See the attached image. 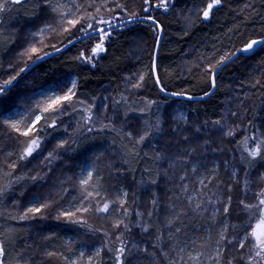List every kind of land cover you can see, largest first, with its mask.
Wrapping results in <instances>:
<instances>
[{"label":"trees","instance_id":"trees-1","mask_svg":"<svg viewBox=\"0 0 264 264\" xmlns=\"http://www.w3.org/2000/svg\"><path fill=\"white\" fill-rule=\"evenodd\" d=\"M39 2L42 4L43 0H39ZM90 2L91 0H77V3L81 5L78 15H84L88 12L95 14V7H87ZM95 2L99 4L101 0H95ZM120 2L125 3V0H120ZM150 2L154 4L158 0H150ZM210 2L211 0H174V6H170L167 13L160 9L151 13L157 17L163 30L155 64L157 76L161 84L166 86V90L185 92L191 95L208 91L211 87L210 80L207 84L205 83L207 77L203 71V68L208 63L214 64L221 55L240 48L252 38H262L264 36V0H221V3L210 11L209 19L204 20L202 12ZM193 3H195L197 11L195 9L192 12L189 10L192 8ZM125 6L129 14L133 11L143 14V0H126ZM109 7L115 6L109 4ZM48 11L46 8L38 7L34 0H29V2H22L20 5L10 7L8 12L0 15V33H4V36L3 34L0 35V44L3 45L0 47V61L3 62L5 69L3 73H0V84L10 76L16 75L29 59L28 55H25L28 58L26 60L24 56L22 58L17 56L19 52L24 50V47H31V44L24 42L27 33L37 32L46 23L52 26V31L46 32L48 36L44 33L43 44L36 43L35 45L42 52L52 50V46L59 47L71 38V34L64 31V28L69 27L67 20H65L63 25H58L56 14L52 13L54 16H51L50 11ZM101 13L105 19L108 18L109 13L106 10L102 9ZM112 15H115V13H112ZM35 18H39V21L35 20ZM75 18V16H72V19ZM67 19H70V17ZM31 21L35 23L32 24ZM40 21L43 23H40ZM78 29L79 25L73 28L72 32L78 35ZM20 32H22L21 35ZM158 34L159 31L157 29L154 32L151 27L142 25H130L124 30H116L112 33V38L105 43L106 52L101 54L97 61L93 62L95 67L91 64L82 65L75 57L79 56L80 52L85 49L86 54L90 53V49L97 41L76 43L74 46L68 47L60 55L53 56L45 63L34 67L20 81V88H23L25 84L37 86L42 82H51L57 77L70 75L78 78V99L85 104L91 105L93 98H96L95 102L98 101L102 104L105 98H107V101H112V98L116 100L117 97L119 99L125 97L126 99L120 103L118 109L112 107L114 101L109 103L110 109H114L112 111L119 110L125 114L130 109H133L131 102L127 100V94H132V91H134L136 92L134 95L140 97L143 101H158L159 106H165L163 114L170 115L174 106L183 108L185 112L182 114L187 123L191 122L193 112L198 113L201 117L200 120L207 122L208 120L209 122L221 121V118L223 120L226 118L227 120V117L231 118L232 116L233 124L228 119L229 123L223 128V131L217 130L218 133L211 140L214 144L211 158L218 164V175H215L211 180L214 185L213 189L211 188L213 191L206 189L204 194L208 195H201L200 193L203 190L200 191L195 182L197 180L200 182L201 179H204L205 183H208L206 177L210 175L206 174L207 160L198 155L201 141H206L208 138L206 136L192 138V130L189 127L184 130L178 129L173 125V128L167 126L168 122L163 120L166 118L162 115V112L157 115L159 120H163V124L160 126L161 129L157 133L159 137L163 136L161 140L172 139L176 147L170 154L175 156V160L166 153L167 151L159 148L161 140L157 143L152 141H149V143L143 142L134 148L133 145H136L138 140L133 135L129 138L125 126L119 121L117 126L112 125V127L121 132L122 139L115 132L108 130L102 133L93 132L83 135L79 139L76 152L70 151V154L62 155L48 169L50 171L48 177L46 176L47 180L44 178L36 182H33L31 178L33 175L44 176L41 172L38 174L37 172L42 167L41 161L46 154L47 148L45 147V154L43 153L42 156L30 158L31 162H20L18 161V154L21 151V141L27 138L7 126L0 127V165H3L0 168V176L11 171L8 165L16 162L17 168L11 179L21 176L26 177L19 183L13 184L12 188L3 194V201L0 202V212L8 214L4 219H0V224H8L17 230L13 241L8 245L6 264H61L57 256H48L47 253L66 251L64 241L70 238L76 242L73 244L74 249L78 243H98L103 248L107 240L109 241L108 245L119 247L120 241L116 237L122 233L123 239L130 241V243L133 242V238H137L139 235L140 237L147 235L153 240H157L159 236L169 241L168 232L165 230L166 221L172 219L176 213L184 212L189 208L186 200L175 198L185 184H188L189 194L193 195L197 202L201 200L202 196L210 197L213 193L217 194L216 192L221 195L219 200L224 203L229 196H231L235 204L241 200L239 196L240 188L239 195L234 194L235 185L239 186L242 181L238 180L235 183L232 177V172L234 171L232 163L235 155L232 159L231 152L234 147L243 146L239 140L243 136L241 135L242 133L240 134L231 128L235 127L237 123H248L254 118H256L257 123H263L262 125H264V61L261 60V57L264 56V50L256 56H251L247 59L241 56L234 63L228 64L216 77V91L208 98L197 102L178 98L168 99L159 92L158 87L154 84L155 78L151 73ZM8 41H14V43L9 44ZM19 47L21 48L20 51ZM15 48L18 49L16 50ZM213 53H215L214 58H212ZM16 62L17 65L15 66L18 69L15 68V71H8L9 64H16ZM19 65L20 68L17 67ZM141 76L144 77L143 81L140 80ZM137 83L141 86L133 88V85ZM127 86L130 89H126ZM30 90L28 89L27 91ZM81 93L83 95H80ZM174 100L176 101L175 103L173 102ZM228 101V109L226 110L224 106ZM140 104H142L141 108L145 109L146 105ZM157 116H153L150 121L147 119L141 121L142 123L138 127L141 134L144 135L148 131V125L155 123ZM76 117L80 119V116L77 115ZM97 118H99L98 114ZM236 119H240V121L237 122ZM241 120L245 121L242 122ZM182 121L185 123L183 119ZM98 124L96 128L99 129L102 124ZM163 129L165 130L164 133H162ZM229 131L233 133L232 136L225 135ZM57 134L54 133L51 138L52 149L59 143V138H56ZM68 135L66 134V137ZM114 139L115 144H113ZM103 141L109 142L117 155L116 157L113 154L112 157L105 156V164H98L99 168H101V182L109 193L115 192L118 188H122L127 193L129 191L134 192L137 188V183L146 185L143 199L147 206L140 209L139 212L143 215L144 212L147 215H149V212H153L151 218L147 217L146 225H153L148 232L143 231V224L136 229V234L131 236L132 227L129 228L128 232L124 233L123 227L119 230L112 228L113 217H108L105 220L92 215L88 217V224L93 228L100 229L101 233L107 231L109 234L107 240H105L103 235H99L93 240L89 235L78 234L75 230V225L67 224L63 219H57L60 212L59 204L63 203L62 200L57 204L45 199L50 192L53 194L60 192L62 194L63 189L57 187L58 182L72 175L73 171H77L76 167H74L75 159L70 157L81 158V155L89 149L97 150ZM52 149L50 148L51 151ZM185 151L188 152V156L183 155ZM9 152L15 154L9 157ZM135 152H139L138 157L134 156ZM161 153L162 160L159 162L156 157ZM183 160L195 164L198 171L193 172L189 167L185 168V172H182V168L184 169L185 167V164L181 163ZM112 162L113 170L110 171L109 165ZM201 165L205 167H201ZM212 167L215 166L212 165ZM106 169L108 171H104ZM124 169L129 171V175L123 173ZM30 170L31 172H29ZM246 170L249 172L250 169L247 168ZM174 172L177 175L173 177ZM32 173L33 175H31ZM182 176L185 177L183 183L180 181ZM7 183L8 179H0V188H3ZM212 183L209 185H212ZM220 185L222 187H218ZM229 186H231V191H229ZM65 187H69V185L66 183ZM254 187L256 188L254 193L259 192L261 188H264V181ZM209 190H211L210 193ZM22 193L23 195H21ZM155 195H157L156 198ZM33 196H40V202L50 204L51 207L35 217L23 221L19 220L18 217L23 215L27 209L26 202H29ZM111 198L115 199V196H110ZM153 200L158 201V206L155 210L153 205L150 207L148 203ZM17 204L20 206L16 207ZM170 205L175 207L176 212L171 211ZM31 206L39 207V204ZM117 207L119 206L117 205ZM130 211L131 213L133 212L132 215L135 218V210L132 209ZM12 216L17 217V219H11ZM29 216L31 217V214ZM224 218L225 216L220 209L217 221H223ZM55 219L57 220L55 221ZM130 219L128 218L125 223L130 224ZM204 223L205 221L202 217L189 215L182 217L177 226L184 228V234L191 235L194 232V228ZM223 227V223H220L218 227L213 228V236L208 239L210 240L209 251L214 248L215 241L219 239L220 230ZM53 235V239H47V237H52ZM171 246H173L172 241ZM224 246L227 249L225 251L226 254L221 257V262L224 259L231 258L230 249H233L227 243ZM170 249L169 245L166 248L164 244L153 245L151 248L149 244L147 251L151 257L144 258L143 256L134 255L130 258L129 264L133 263L132 261H134L135 257L140 261L144 259L147 264H169V260L164 257L163 253L169 252ZM18 254L20 255L18 256ZM21 256L22 258H20ZM236 264H245V261Z\"/></svg>","mask_w":264,"mask_h":264},{"label":"snow or ice","instance_id":"snow-or-ice-1","mask_svg":"<svg viewBox=\"0 0 264 264\" xmlns=\"http://www.w3.org/2000/svg\"><path fill=\"white\" fill-rule=\"evenodd\" d=\"M22 2H29V0H0V15L8 12L10 7L20 5ZM38 7L46 8L57 16V24L63 25L65 20L69 27L64 28L65 32L71 34V38L67 43H62L60 47L52 46L51 51H41L36 47V43L43 44L45 39L44 33L52 31L51 26L45 25L37 32L27 33L25 43L31 44L30 48H25L23 51L17 54L18 58L28 55L29 59L25 62L24 67L20 68L19 72L14 76H10L8 79L3 80L0 84V127H9L13 131L26 137L27 139L21 141V151L18 154V161L31 162L30 158L42 156L47 143L52 138L54 133L67 132V129L71 127V120L74 116H80L77 121V129L74 133L69 134L67 137H61L59 143L55 145L52 151H49L41 161L42 167L51 168L53 162L58 160L62 155L71 152H76L79 139L83 135L91 134L93 132H103L108 130L115 132L118 137L123 138L121 132L112 127V123L102 124L99 129L95 127L97 116L95 115L94 105L96 98H93L91 105L85 104L78 99L79 80L72 76L57 77L51 82H42L40 85L33 86L31 84H25L23 88H20V81L32 71L34 67L45 63L53 56L60 55L68 47L74 46L79 42L97 41L91 48V52L86 54V49L80 52V55L75 59L82 65L91 64L95 67L94 61H97L101 54L106 52L105 43L112 38V33L116 30H124L130 25H142L149 26L155 32L156 29H160L161 25L154 13L159 9H164L165 13L169 10L170 6H174V0H158L156 4H152L150 0H143L144 8L143 14L138 12L128 13L125 3H121L120 0H101V3L96 4L95 0L87 5V7H95V14L88 12L84 15H78L81 10V5L77 3V0H43L41 4L39 0H34ZM221 3V0H211L207 4L206 8L202 12V18L204 20L209 19L210 11ZM109 4L115 7H109ZM75 9V11H74ZM106 10L109 15L105 19L101 10ZM195 10V3H193L192 9ZM35 11V10H34ZM115 13V15H112ZM75 16V19H67L68 17ZM79 25L77 35L72 32L73 28ZM86 25V27H85ZM162 31V29H161ZM2 35V33H0ZM161 37L157 36V42ZM9 44L14 41H8ZM3 45L0 44V47ZM264 50V37L260 39H253L250 42L244 44L242 48L229 51L224 55H221L216 62L208 63L203 71L207 77L205 83L210 80L211 87L209 91L203 93L199 99H203L213 95L216 91V77L219 73L228 66L230 63H234L241 56L247 59L251 56H256ZM215 53L212 54L214 58ZM264 61V56L261 57ZM5 71L3 62L0 61V73ZM8 71H15V64H9ZM151 73H156V65L153 64ZM144 77L141 76L140 80L143 81ZM154 84L159 86V91L171 95L173 97H179L181 99H188L192 101L197 99L195 96L187 95L185 92H173L167 93L166 86L161 84L158 76L154 80ZM141 85L139 83L134 84L133 88H138ZM31 89L30 91H27ZM15 90V91H14ZM80 95H83L82 93ZM125 97H121L120 100L113 102L112 107L118 109L120 103L125 100ZM107 98H105V101ZM176 102L175 100L173 101ZM146 105L147 109H152L155 105L159 107L158 101H141ZM98 107V106H97ZM109 105L105 102L104 108L107 110ZM71 110V111H69ZM145 111L141 108V113ZM128 113H125L127 115ZM152 116H157L156 111L151 112ZM235 115V113H233ZM68 117V122H64V117ZM177 119H183L185 123L187 120L183 114L177 117ZM111 121V118H109ZM147 123V122H146ZM205 121V126L207 125ZM213 126L219 131H223L226 126L220 120L212 122ZM23 129V131H22ZM160 131V120L157 116L155 123L148 125V131L136 141L137 147L143 143L150 133ZM199 132V129H197ZM131 138L132 134H127ZM227 136H232L231 131L225 133ZM259 132L254 133L252 136H246L241 142L242 148V160L248 162L249 166L255 164L256 160L264 161V138H260ZM115 144V139L113 140ZM254 145V146H253ZM240 145H238V148ZM246 153V155H245ZM15 153L9 152L8 156L11 157ZM184 156H188V152L183 153ZM134 156H139V152H135ZM76 159L75 156L70 157ZM158 160L161 158L159 155L156 157ZM185 164L186 168H191L193 172H197L198 168L190 161H181ZM3 165H0L2 168ZM8 167L11 171L3 173L0 179H8V183L0 188V202L3 201V194L8 192L13 184L19 183L26 177H16L11 179L17 168V163L13 162ZM74 167L79 168V171H73V174L68 176L65 180H60L57 187L63 189V193L57 192L55 194L48 193L45 199L51 200L54 203L59 204V201H63L59 204L60 212L57 219H63L67 224L75 225V230L78 234L89 235L95 240L99 235H103L105 240L108 239V232L101 233L100 229L93 228L88 224V217L95 215L98 218L107 220L108 217L114 218L112 224L113 229L119 230L123 227L124 233L128 232L131 225L125 223V221L132 215L128 208L125 207L127 202V192L122 188L116 189L115 192L109 193L105 185L101 182L102 177L100 175V168L98 161H90L86 164L77 163ZM201 167H205L201 165ZM213 175L206 177L208 182L218 175L215 169L212 170ZM238 175L236 171L232 172V177ZM246 179L244 181V193L245 199L240 201L241 215H246L247 219L240 224L231 225V239H228L229 224L227 220L217 221V216L220 214L221 207L223 208V215L227 217L230 214L231 196H229L228 202L224 203L219 201L218 197L210 196L206 200L196 201V198L189 194V186L185 184L175 198L184 199L188 202L189 208L176 215L172 219H168L165 224V230L168 232V239L173 242L172 248L169 252H164L163 255L169 260V264H206L210 261L211 264H220L221 257L225 251V242L231 248H237L238 250H245L247 246V259L245 264H264V188H261L259 192L253 193L254 203H246L247 195L250 191L249 180L245 173ZM33 182L43 180V176H33ZM264 179V175H262ZM185 177H180V181L183 183ZM69 187H65V184ZM202 187H207L204 179L200 180ZM222 187V185L218 186ZM231 191V186H229ZM23 195V193L21 194ZM115 196V199H110V196ZM123 197V198H121ZM40 196H33L29 201L30 205L39 204V207L29 206L23 215L18 217L19 220H27L40 214L45 209L51 207L50 204L41 203ZM153 209L158 206V201L153 200ZM117 204L119 207H117ZM20 205L17 204L16 207ZM171 211L176 212L174 206H171ZM31 214V217L29 216ZM8 214L0 212V219H4ZM138 217H142V213L137 212ZM189 215H198L205 221L203 225L197 226V231L210 230L223 223L224 227L220 230L219 239L215 241L216 247L214 250L209 251L210 240H205L204 237H197L195 235L184 234V228L178 227L177 223L182 217ZM153 216V212H149V217ZM11 219H17L12 216ZM142 221H138L141 223ZM153 225L149 224L143 228L144 232H148ZM17 230L12 228L8 224H0V264H6L8 256V245L14 239ZM54 238L47 237L51 240ZM120 241V246H109L105 243L102 247H94V251L86 252L83 247L78 250L73 248V244L76 242L73 239L64 241L66 245V251L62 252H48V256H57L61 264H102L101 252L107 250L109 259L107 264H129V260L132 254L140 255L147 254V249H140L136 244H130V241L123 239V233L116 237ZM161 237H157V245H159ZM198 241H200L198 243ZM171 253V255H170ZM20 254H18L19 256ZM22 258V256L20 257ZM243 259V257H242ZM228 264H232L230 260Z\"/></svg>","mask_w":264,"mask_h":264},{"label":"rangeland","instance_id":"rangeland-1","mask_svg":"<svg viewBox=\"0 0 264 264\" xmlns=\"http://www.w3.org/2000/svg\"><path fill=\"white\" fill-rule=\"evenodd\" d=\"M154 4H156V3H154ZM160 10L165 11L164 9H160ZM49 13H50L51 16H54L51 11ZM70 19H72V16L70 17ZM2 34L4 36V33H2ZM21 34H22V32H20V35ZM9 63H11V62H9ZM126 89H130V87L127 86ZM135 93L136 92H134V91H132V94L131 93L130 94L126 93L127 94V100H129V102H131V104L133 106V109H132L133 112H129L128 113L129 116H131V115H133V116H131L129 118H128V115H126V118H123L124 116L121 117V115L124 114V113H122V111H119V110L112 111L114 109H112V108L110 109V107H108L107 110H105L104 103L106 102L109 105L110 102H113V101H116V100H120L118 97H117L116 100L114 98L111 99L112 101H107L106 100L102 104L100 102H98V101L95 102V104L98 106V107L96 105L93 106L94 107V111H95V115L96 116H97V114L99 115V118H97L95 127L97 126L98 123H99L98 125H100V124H105V123L107 124L109 122H111L113 126H117V123L119 121H121V123L125 126L126 132L127 133H131L133 135V137L136 138V140H139V138L143 135L138 130V127L142 123L141 121H143V119H147V118H148L147 120H149V121L152 120L153 116H150L151 115L150 112H152V111H156L157 115H158V113L162 112V115L167 119V120L163 119L164 121L168 122L167 126L172 127V125H173V126H176V128H178V129H184L185 126H187V127L191 128L192 132L194 133V134L193 133L191 134L192 138H195V137H198V136L200 138H202L204 136H206L208 138L206 141H203V142L201 141V144L199 145L198 155L202 156L205 160H207V171H208V172L206 171L207 175H210V176L213 175V172H212L213 169H215V172L218 173L217 172V170H218V166L217 165L218 164H217V162L213 161L212 158H211V156L213 155L212 154L213 150H214V148H213L214 144L212 143L211 140L218 133L217 128H215L213 126L212 122L207 123V125L205 126V121L197 119L196 117L199 116L198 113L196 114L195 112H193V115L191 116V119H193V120H190L192 122L191 123L188 122V123H186L188 125H186L185 123H183L182 119H177V117L180 116V112H181V114L183 112H185L184 109L179 107V106H174V108L172 109L173 111H172V113L170 115L163 114V108L165 107L163 105L159 106L158 108H156V106L154 105L152 109H147L146 106H145V111H144V113L142 115V113H141L142 104H140V102L143 101V100L140 97H137L136 95H134ZM108 95L111 96L110 93H108ZM228 103H229V101L226 102V104L224 106L226 108V110L228 109L227 108L228 107ZM136 108H138V109H136ZM69 111H71V110H69ZM146 112H148L149 114L147 115ZM131 113H133V114H131ZM134 113H136V114H134ZM137 114H138V116H137ZM134 115H136V116L134 117ZM119 116H120V119H119ZM141 116H142V118H141ZM109 118H111V121L109 120ZM160 118H161V115H160ZM194 118H195V120H194ZM78 120H79L78 117H76V116L72 117L71 127H69L67 129V132L58 133L56 135V138L60 139L61 137H66V134L74 133L76 131V129H77V121ZM163 120H160L161 121L160 122V126H162V124H163L162 121ZM225 121L226 120H223L221 118V122L223 124L227 125L228 122H225ZM239 121H240V119H238L237 122H239ZM241 121L244 122L245 120L244 121L241 120ZM64 122L65 123L68 122V117L67 116L64 117ZM248 124H249V126H248ZM258 124H259V126H258ZM73 129H74V131H73ZM197 129H199V132H197ZM231 129L232 130L234 129V131L239 132L240 134L242 133L241 135L243 137L241 136L242 138L239 139L240 142H242L246 136H252L256 132H259L261 134L260 138H264V125H261L260 123H257L256 118H254L251 121H248V123H244V124L237 123V125H235V127L233 126ZM22 131H23V129H22ZM70 131H72V132H70ZM164 131L165 130L163 129L162 133H164ZM148 137L144 141L145 143H149V141L150 142L152 141L153 143H157L158 141L161 140V138L163 136L159 137V134L157 132H154V133H150ZM135 138H133V139H135ZM182 138L184 139V137H182ZM50 140L51 141H49L47 143V146H46L47 151H46V154L44 153L45 154L44 156H46L48 154V152L51 151L50 148L52 149V139H50ZM175 143H176V141H175ZM175 147H176V145L173 144L172 139H170V138L161 140V142L159 143V148L164 149L165 151H167L166 153H168L169 155L172 154V152L174 151ZM242 148H243V146H241L239 148L238 147H234V149L231 152V157L233 156L232 159L234 158V155H235V158H234L233 163H232V165H233L232 168H233L234 171H236L238 173V175L235 177L234 181H235V183L238 180H240V179L242 181V183L239 186L235 185L234 194L235 195L236 194L239 195L238 192H239V188H240L241 189V192H240V195H239L240 199L241 200L245 199L244 182L243 181H245V179H246L245 173L248 172L246 170L248 168L250 170L248 172L249 175L247 176V179L249 180L250 191H249V193L247 195V199L245 200V202L246 203H254L255 202L254 201V196L252 195L254 193L255 189H256L254 186H257L258 183H262L264 181L262 179V175H264V161H262V160L260 161L258 159V160H256L255 164L250 167L249 164H246L248 162L245 161V160H242V158H241V156H242ZM164 150H163V152H164ZM170 152H171V154H170ZM69 154H70V152H69ZM112 154H113L114 157H116V155H117L113 151L110 143L103 141L101 143V145H99V148L97 150L96 149H89L87 152H85V153H83L81 155L82 156L81 158L75 159L74 160V166L77 165V163L86 164V163H88L90 161H98V164H105V162H106L105 160L106 159L104 157L105 156H109V157L111 156L112 157ZM159 156L161 157L159 159V162H161L162 153ZM171 156L173 157V159L175 158L174 155H171ZM237 158H238V160H237ZM183 161H185V160H183ZM212 165L215 166V167H212ZM112 168H113V162H112V164L109 165L110 171L113 170ZM185 168L186 167H184V169L182 168V172H185ZM48 169H49L48 167H41L39 169V172H37V174L41 172L42 175H44L43 177L45 178V180H47V177H48V174H49V171H50ZM76 169H77V171H79V168H76ZM227 169H228V167H227ZM104 171H108V169H106ZM160 172H162V171L160 170ZM123 173H126L127 175H129V171H127L126 169L123 170ZM169 174H171V173L169 172ZM174 175L176 176L177 173L174 172L173 173V177H174ZM243 177H245V178L243 179ZM195 182H196V186H198V189L200 191L203 190L200 193L201 195L204 194V191L206 189H211V188L213 189V186H214L212 182H210V183L208 182L207 183V187L205 188V187H202L200 185V182L198 180L195 181ZM211 183H212V185H209ZM145 189H146V185L141 184V183H137V188L134 190V192L133 191H129L127 193L128 195H127V198H126L127 202L125 204V207L128 208L129 211L134 209L135 210L134 211V215L136 216L135 218H134L133 215H131L129 217V219L131 218L130 219L131 220L130 225L132 227L131 236L136 234V229L138 227L142 226L143 224H144V226H147L146 225V221H147V219H148L147 217H149V215H147V213L144 212V215H145V219L144 220H143V218H144L143 214H142V217H138L136 215V213L139 212L140 209H142L143 207L147 206V204L144 203V199H143V196L145 194L144 191H146ZM211 190H209V193L211 192ZM216 193L218 195L213 193L212 196H214V195L216 197L219 196L218 197V199H219L221 195L218 192H216ZM204 195H208V194H204ZM156 196L157 195H155V198H156ZM207 198H208L207 196H202L201 200H206ZM228 199H229V197L226 199L225 203L228 202ZM241 200H239L235 204L234 201L231 199L230 214L228 215V218H230V219H228L227 217H225L223 219V220H225V219L227 220V222L229 224V228H231L230 227L231 225L240 224L244 220L247 219L246 215H241V210H240V207H239ZM152 202L153 201H149L148 202L150 204V207L153 205ZM29 206H31L29 204V202H26V207L28 208ZM221 210H222V213H223V208H221ZM231 215H232V217H231ZM138 221H142V222L138 223ZM144 226L142 227V229L144 228ZM196 229H197V227L194 228V232L191 233V235H195L197 237H201L202 236V237H204L205 240H208L209 238H211L213 236V229H211L210 232L207 229H205L204 231H197ZM231 230L232 229H229V233L230 234L228 235V239H231ZM198 233H199V235H197ZM150 235H151V233H150ZM108 242L109 241L107 240L105 243H108ZM130 244H136L140 249H145L146 248L148 250L149 244H150L151 248H152L153 245L157 246V240H153V239L149 238V236H147V235H145V236L143 235L142 237H140V235H139V237L133 238V242L130 243ZM161 244H164L165 248L168 247V245H169L170 248H172L171 241L170 240L167 241L165 238L164 239L161 238V240L159 242V245H161ZM93 246L100 247V244H98V243L97 244L96 243H90V244H88V243L87 244L86 243H78L76 245L75 249L78 250L80 247H83L86 252H89V254H91V251H94V247ZM109 246H111V245H109ZM215 247H216V244L214 245V248L212 250H214ZM224 248H225V246H224ZM226 249L227 248H225V251H226ZM225 251H224L223 255L226 254ZM134 255H136V254H132V256H134ZM136 256H143L144 258H150L151 257L148 251H147V254H143L142 253V254L136 255ZM230 256H231L232 259L231 258H227V259H224L223 262H221V260H220V264H228V262L230 260L232 261V264H236L238 262L246 261V259H247V246H246L245 250H238V246H237V248L230 249ZM101 257H102V264H107V261L109 259V255L107 253V250L101 252ZM242 257H243V259H242ZM132 262H133L132 264H147V261L145 262L144 259H143V261H140V260L136 259V257H135L134 261H132ZM206 264H211V262L208 261V262H206Z\"/></svg>","mask_w":264,"mask_h":264},{"label":"bare ground","instance_id":"bare-ground-1","mask_svg":"<svg viewBox=\"0 0 264 264\" xmlns=\"http://www.w3.org/2000/svg\"><path fill=\"white\" fill-rule=\"evenodd\" d=\"M192 7H193V6H192ZM195 7H196V6H195ZM191 9H192V8H191ZM195 9H196V11H197V8H195ZM192 12H193V11H192ZM36 19H37V18H35V20H36ZM38 19H39V18H38ZM38 19H37V20H38ZM35 20H34V21H35ZM38 21H39V20H38ZM38 21H36V22L38 23ZM56 21H57V20H56ZM28 22H29V21H28ZM41 22H42V21H40V23H41ZM43 22H44V20H43ZM43 22H42V23H43ZM31 23H32V21H31ZM33 23H35V22H33ZM33 23H32V24H33ZM39 25H41V24H39ZM46 25H47V23H46ZM53 25H54V24H53ZM43 26H44V25H43ZM49 26H50V25H49ZM51 27H52V26H51ZM45 34H46V33H45ZM46 35L48 36V33H47ZM66 36H67V35H66ZM46 38H47V37H46ZM63 38H64V37H63ZM46 41H47V40H46ZM50 45H51V44H50ZM50 45H49V46H50ZM31 46H32V45H31ZM47 46H48V45H47ZM85 46H86V44H85ZM85 46H84V47H85ZM91 46H92V45H91ZM91 46H89V47L91 48ZM28 47H29V46H28ZM29 48H30V47H29ZM85 48H86V47H85ZM15 49H16V48H15ZM17 49H18V48H17ZM17 49H16V50H17ZM20 49H21V48L19 47V51H20ZM24 49H25V47H24ZM47 49H48V48H47ZM22 50H23V49H22ZM90 50H91V49H90ZM47 51H48V50H47ZM88 52H89V50H88ZM19 53H20V52H19ZM26 56H27V55H26ZM24 57H25V56H24ZM24 57H23V58H24ZM21 58H22V57H21ZM26 59H28V58L25 57V60H26ZM25 60H24V61H25ZM24 61H23V62H24ZM14 64H15V63H14ZM15 65H17V62H16ZM17 67L20 68V65L17 66ZM15 68H16V66H15ZM16 69H18V68H16ZM6 70H7V68H6ZM159 92H160V91H159ZM168 99H169V98H168ZM129 112H133V110L130 109V111H128V113H129ZM224 112H225V111H224ZM229 112H230V111H229ZM229 112H228V113H229ZM263 112H264V110H263ZM146 113H147V115L149 114L148 112H146ZM150 113H151V112H150ZM258 113H259V112H258ZM131 114H133V113H131ZM134 114H136V113H134ZM140 115H141V114H140ZM142 115H143V114H142ZM222 115H223V113H222ZM227 115H228V114H227ZM259 115H260V114H259ZM122 116H124L123 118H126V115L123 114V115H121V117H122ZM131 116H133V115H131ZM131 116L128 115V118L131 117ZM135 116H136V115H134V117H135ZM137 116H138V114H137ZM144 116H145V115H144ZM150 116H152V115H150ZM224 116H225V114H224ZM228 116H229V115H228ZM139 117H140V116H139ZM199 117H200V116H199ZM123 118H122V119H123ZM141 118H142V116H141ZM196 118H197V119H201V117H200V118L196 117ZM231 118H232V116H231ZM231 118L227 117V120L230 119L229 121L232 122V123H231V122H230V123L233 124V121H232ZM233 118H234V117H233ZM257 118H258V117H257ZM119 119H120V116H119ZM147 119H148V118H147ZM222 119H223V118H222ZM234 119H235V118H234ZM127 120H128V119H127ZM191 120H193V119H191ZM194 120H195V118H194ZM224 120H226V118H225ZM227 120H226L225 122H228V123H229V121H227ZM204 121H205V120H204ZM234 121H235V120H234ZM236 121H238V119H237ZM236 121H235V123H236ZM260 121H262V120H260ZM191 122H192V121H191ZM191 122H189V123H191ZM208 123H209V120H208ZM258 123H259V122H258ZM262 124H263V123H262ZM262 124H261V125H262ZM186 125H188V124H186ZM196 126H197V125H196ZM258 126H259V124H258ZM186 127H187V126H185V128H186ZM185 128H184V130H186ZM194 128H195V127H194ZM73 131H74V129H73ZM70 132H72V131H70ZM189 133H190V131H189ZM192 133H193V132H192ZM192 133H191V134H192ZM193 134H194V133H193ZM195 134H196V133H195ZM148 138H149V137H148ZM139 139H140V138H139ZM31 167H32V166H31ZM33 168H34V167H33ZM37 170H38V169H37ZM29 172H31V170H30ZM33 172H34V170H33ZM34 174H35V172H34ZM31 175H33V173H32ZM31 175H30V177H31ZM33 176H34V175H33ZM244 178H245V177H243V179H244ZM240 182H241V179H240ZM243 182H244V181H243ZM239 184H240V183H239ZM12 198H13V197H12ZM109 198H110V197H109ZM10 199H11V197H10ZM111 199H113V198H111ZM56 220H57V219H55V221H56ZM55 224H56V223H55ZM58 225H60V224H58ZM60 226H61V225H60ZM229 229H231V228H229ZM231 231H232V230H231ZM229 234H230V233H229Z\"/></svg>","mask_w":264,"mask_h":264},{"label":"water","instance_id":"water-1","mask_svg":"<svg viewBox=\"0 0 264 264\" xmlns=\"http://www.w3.org/2000/svg\"><path fill=\"white\" fill-rule=\"evenodd\" d=\"M161 29H162V27L160 28V29H157L158 31H159V34H158V36L159 37H162V34H163V30L161 31ZM264 37V36H263ZM161 39V38H160ZM253 39H260V38H252V40ZM251 41V40H250ZM250 41H248V42H250ZM160 40H159V42H157V44H156V47H155V50H154V58H153V64L156 62V58H157V51H158V49H159V46H160ZM247 42V43H248ZM67 42H65L64 44H66ZM244 45H242L240 48H242ZM60 47V46H59ZM239 49V48H238ZM51 51V50H50ZM156 65V64H155ZM153 76H154V78H156V76H157V73H155V74H153ZM210 85H211V82H210ZM156 87H158V89H159V86H157L156 85ZM167 91V93H173V92H175V91H169V90H166ZM209 91V90H208ZM161 94H163L165 97H167V98H178V99H181V98H179V97H173V96H171V95H167L166 93H162V92H160ZM187 95H190V96H195V97H197V99H194V100H192V101H195V102H197V101H199L200 99H199V97H201L202 95H203V93H201V94H197V95H191V94H188V93H186ZM208 98V97H207ZM186 99V98H185ZM185 99H182V100H185ZM206 99V98H205ZM186 100H188V99H186Z\"/></svg>","mask_w":264,"mask_h":264}]
</instances>
